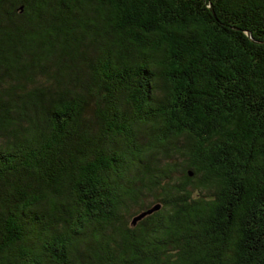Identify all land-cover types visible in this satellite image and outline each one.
<instances>
[{
  "label": "trees",
  "instance_id": "obj_1",
  "mask_svg": "<svg viewBox=\"0 0 264 264\" xmlns=\"http://www.w3.org/2000/svg\"><path fill=\"white\" fill-rule=\"evenodd\" d=\"M0 264H264V0H0Z\"/></svg>",
  "mask_w": 264,
  "mask_h": 264
},
{
  "label": "water",
  "instance_id": "obj_2",
  "mask_svg": "<svg viewBox=\"0 0 264 264\" xmlns=\"http://www.w3.org/2000/svg\"><path fill=\"white\" fill-rule=\"evenodd\" d=\"M158 208H159V205L153 206V207H151L150 209H148V210H146V211L140 213L139 215L135 216V217L133 218V224H135V222H136L138 219L142 218V217L145 216L146 214H149V213L153 212L154 210H157Z\"/></svg>",
  "mask_w": 264,
  "mask_h": 264
}]
</instances>
